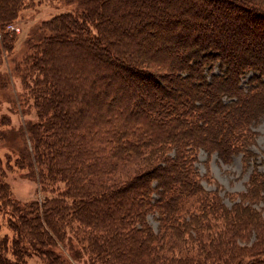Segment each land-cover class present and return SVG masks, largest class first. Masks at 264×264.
<instances>
[{"label":"trees","instance_id":"1","mask_svg":"<svg viewBox=\"0 0 264 264\" xmlns=\"http://www.w3.org/2000/svg\"><path fill=\"white\" fill-rule=\"evenodd\" d=\"M77 1L41 23L24 59L40 184L63 188L18 205L0 181L12 231L0 223V264H264V171L251 148L264 115V0ZM32 4L0 0V51ZM200 150L254 163L230 206L203 188ZM71 232L84 241L67 256L58 244Z\"/></svg>","mask_w":264,"mask_h":264},{"label":"rangeland","instance_id":"2","mask_svg":"<svg viewBox=\"0 0 264 264\" xmlns=\"http://www.w3.org/2000/svg\"><path fill=\"white\" fill-rule=\"evenodd\" d=\"M31 1L32 7H28L21 13L20 18L12 23L17 29L19 28V31L9 26L11 24L7 25V29L16 33L14 48L9 52L4 48L0 51V181L8 184L11 200L18 205L33 201L42 202L46 197L53 196L63 188L62 184L58 189L55 185L51 188L42 187L40 184L39 168L32 157V143L27 130L28 122L34 121L36 116L32 98L26 90L32 77L24 59L32 50L33 43L41 36L43 31L41 23L63 11L75 10L78 2L77 0ZM250 75L251 73L242 79V84H247ZM251 127L256 131L255 144L251 148L257 154L259 168L264 171V115ZM135 162L126 164L114 179L120 181L133 175ZM195 166L203 188L206 191L216 190L223 202L230 206L235 194L246 188L254 163L251 162V165L245 169L241 154L234 155L230 163H224L215 152L208 154L200 150L197 153ZM256 207L263 208L264 215V203H259ZM9 210V207L0 206L1 234L7 232L12 236L8 223V217L11 216ZM148 221L156 231L158 222L155 215L149 214ZM66 237L67 239L63 241L65 243H59L58 247L60 246L64 255L68 256V248L82 247L84 239L79 232L78 235L71 232L66 234ZM173 242L182 248L180 242ZM186 253L183 249H175V254ZM84 258L86 256L80 261L73 259L72 261L74 264H86ZM28 263L42 264L35 256L29 258Z\"/></svg>","mask_w":264,"mask_h":264},{"label":"built area","instance_id":"3","mask_svg":"<svg viewBox=\"0 0 264 264\" xmlns=\"http://www.w3.org/2000/svg\"><path fill=\"white\" fill-rule=\"evenodd\" d=\"M9 26L14 27L15 29H17V27L16 26H13L12 24L9 25ZM17 31H19V28L17 29Z\"/></svg>","mask_w":264,"mask_h":264}]
</instances>
